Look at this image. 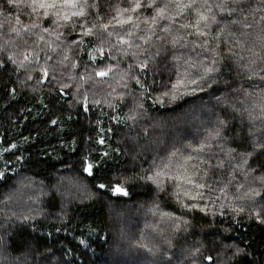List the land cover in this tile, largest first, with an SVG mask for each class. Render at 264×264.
Returning a JSON list of instances; mask_svg holds the SVG:
<instances>
[{
    "label": "trees",
    "instance_id": "obj_1",
    "mask_svg": "<svg viewBox=\"0 0 264 264\" xmlns=\"http://www.w3.org/2000/svg\"><path fill=\"white\" fill-rule=\"evenodd\" d=\"M257 3L253 0V6ZM127 6L128 0H98V14L92 11L86 20L65 26L63 39L50 38L45 32L47 38L40 37L39 41L40 57L24 61L25 67L14 58L16 63L8 60V52L0 51V264H149V259L140 256L148 254L140 244L158 249L159 254L166 252L173 264H190L187 250L193 245L201 248L197 264H209L205 260L208 256L214 264H264V224L248 219L249 202L243 200V195L238 198L229 191V187L237 190V182L248 183L239 174L224 193L219 191L223 186L219 183L215 184L217 193L204 190L201 206L209 195L215 203L207 204V216L202 212L182 214L172 195L180 190L166 177L161 178L165 191L141 178L154 175L155 171H148L152 168L150 162L161 165L173 150H188L189 144L198 147L227 110L229 139L211 141V163L225 161V168L213 169L211 181H226L229 168L225 153L236 148L232 163L239 162V153L245 151V147H237L240 129L243 127L247 135L248 128L247 113L241 119L234 109L259 104L258 89L249 88L246 72L225 69L215 91L186 93L175 100L164 96L177 79V61L171 53L179 57L182 76L185 71L202 72L201 62L207 66L215 55L211 48L217 43L212 40L217 26L211 27V43L202 46L204 38L190 35L191 29L173 25L171 34H163L167 37L164 46L159 39L163 50L149 49L154 53L167 48L168 58L153 59L143 75L139 64L146 53L124 59L117 53L118 43L109 42L115 38L100 28L115 24L110 16L112 9ZM10 8L7 0H0V11L9 12ZM80 23L86 27L96 25L93 34L80 35ZM37 24L50 29V33L54 31L50 18ZM140 34L133 44H141ZM177 35L182 38L173 49L171 40ZM236 35L239 37V33ZM239 38L243 47L233 45L232 37L224 34L237 59L244 57L242 64L252 58L247 48L264 52V32L255 24L250 35ZM144 47L148 49L149 45ZM220 50H225L223 44ZM136 53H141L140 49ZM107 67L112 68L107 76L96 75ZM45 69L48 77L43 74ZM91 79L93 82H89ZM137 79L143 86L136 84ZM98 83L103 91L113 83L109 86L112 90L100 97L106 102L92 92ZM242 88H249L252 95L245 97ZM132 96L136 103L131 101ZM257 113L258 109L254 115ZM260 133L261 124L256 121V135ZM12 144L16 147L11 148ZM249 162L264 166V157H253ZM89 165L91 172L85 171ZM18 178L26 180L27 207L34 210L30 217L19 219L13 212L25 189L23 195L20 191L9 192ZM116 186L128 194L115 193ZM181 193V200L190 202ZM216 194L222 199L228 195L246 211L232 212L233 203L218 202ZM22 211L29 213L26 208ZM147 225L159 227L158 234L162 231L163 237L156 239L152 231L144 229ZM237 248L247 255L233 258L231 253Z\"/></svg>",
    "mask_w": 264,
    "mask_h": 264
},
{
    "label": "snow or ice",
    "instance_id": "obj_2",
    "mask_svg": "<svg viewBox=\"0 0 264 264\" xmlns=\"http://www.w3.org/2000/svg\"><path fill=\"white\" fill-rule=\"evenodd\" d=\"M15 0H7L8 4H14ZM129 6L118 10L116 19L117 24L121 27L125 24H130L133 20V15L137 13L140 9L146 8L154 12L151 15L150 20H145V23H150L153 28L150 31L155 32V26L159 21H167V23L160 28V31L165 34H171L172 26L177 25L178 29H191L190 35L196 37H202L203 45L207 46L211 42L208 39L210 35V30L212 25H216V34L212 37L213 41H216L215 47L211 48V51L215 53L211 63L207 66L203 65V71H197L195 74L185 71L183 76L179 72V57L175 55L173 51L171 53L174 60L177 61V79L171 84V88L163 93L164 96H170L172 100L177 99L179 96L184 94H196L197 91L206 92L208 90H216V86L222 76L225 75V69H239L240 72H246V79L250 82L249 88L258 89L257 99L260 101L259 104L254 103L251 108H243L239 111L241 119L244 117V113H247L248 128L247 135H244L245 129L241 127L240 136L241 142L237 147H245V151L239 153L240 160L238 163L233 164L232 161L236 159L234 153H236V148L230 149L225 153L228 158V179L227 184H223V181H211V176L215 173L213 169H223L225 168V161L220 160L218 163L213 165L211 163L212 155L211 150L213 144L211 141L216 139L218 142L220 140L229 139L228 132L229 122L227 110H223L225 113L224 118H218L213 131L209 133L203 141H201L198 147L192 149L187 155L181 154L180 159H175L177 157V151L171 152L166 161L161 162V165L156 167L161 170L155 171L154 175H147L141 177L142 179H147L156 184L159 191H165L166 189L162 187V177H166L169 182H172L175 189L181 188V182L187 185H192L196 190V194L192 195L190 191L185 190L183 195L188 198L190 202H184L181 200L182 193L180 191H174L172 195L175 197L178 204L182 209V214H187L188 212H202L205 216L208 215L207 204L214 203L213 197L208 196L207 202L201 206V201L205 199L206 189L209 194L216 191L214 184H222L219 191L224 193L225 189L229 185H233L239 174L243 180L248 182V187L244 191L243 196L249 202L247 208L248 219H254L260 224H264V166H254L250 163V159L253 157H264V52L253 51L251 47L247 48L246 51L251 53V57L247 64H242L241 61L244 57H239L237 59L236 52L233 47L229 45L227 39H224V34L228 33L232 37V44L236 46L243 47L241 39L239 37H245L251 34L253 25L260 27L261 32H264V0H258V3L253 6V0H166L164 3H159L158 0H148L145 4L143 0H128ZM25 7L31 8L32 12H35L37 8L44 11V17L49 16L54 17L53 23H58L61 19L75 26L76 21H84L87 16L91 14L92 11H96L98 14V0H31V3L25 5ZM120 11L126 13V17H120ZM190 17V18H189ZM251 17V21L249 19ZM188 19L187 23L183 21ZM17 23H21L17 17ZM38 25L33 24L32 27L35 28ZM79 27L83 29L80 35L91 36L93 34L92 27H86L84 23H80ZM103 29H107L108 25H101ZM12 31L16 32L17 29L13 28ZM43 31L47 32L48 29L45 28ZM239 33V37H237ZM19 34V33H17ZM111 36L112 33H107ZM127 35L131 37L133 33L127 31ZM165 37H158L160 40H166ZM182 37L174 36L171 40L172 48L175 49L176 43ZM147 43L148 37L143 38ZM73 42H76L75 40ZM120 44H127L129 48L133 47V43L130 40H124L120 38ZM224 45L225 50L221 51L220 46ZM136 48H140V45H135ZM209 49L205 47V51ZM142 53H146L144 60L139 64L140 73L143 75L147 74L149 70L150 62L153 59L156 60H166L168 58L169 52L165 48L163 52L156 51L150 53L148 49H142ZM142 53H132L133 56H138ZM127 55V52H125ZM13 63L16 61L13 57H8ZM24 61H29V56L25 55L23 60L20 61L19 66L25 67ZM189 66L192 63L189 61ZM3 66V65H0ZM131 68L132 65H129ZM112 71L111 67H107V70H101L96 72L97 76H107L109 72ZM45 77H48V71L45 69L43 71ZM239 74V73H238ZM31 79V76L28 77ZM231 79V77H229ZM136 84L143 86L139 79L136 80ZM231 87V84L228 85ZM67 87V85H64ZM249 88H242L240 91L243 92L245 97L251 96L252 93L249 92ZM258 113L254 115V113ZM87 110V108L85 109ZM131 119L135 120L136 117L132 116ZM235 119V117H233ZM256 121H260L261 133L259 136L256 135ZM56 123V121H53ZM234 139V138H232ZM103 141H101L102 143ZM11 148H15L16 145H10ZM247 148H251V151H247ZM8 151V149H5ZM175 160V173L170 171H165L173 167V162ZM194 162V163H190ZM203 165V167H201ZM85 171L91 172V165L85 169ZM0 178H3V174H0ZM132 179H136L133 177ZM237 191L244 188L243 183L237 182ZM103 188L104 185H99ZM115 193H122L127 195V191L121 187L116 186L114 188ZM215 199H219L216 197ZM236 212H245V207H239L233 209ZM215 216V213L212 214ZM179 230V229H178ZM171 245V242H169ZM140 248L145 249L148 253L156 255L159 250H154L153 248H146L145 245H138ZM201 254V248L193 245V247L187 250V257L190 264H197V259ZM162 259L153 260L151 264H173L172 257L167 256L166 252L160 253ZM247 253L244 250L237 248L231 253L233 258L246 256ZM163 257H167L166 261ZM205 260L209 264H214L212 257H205Z\"/></svg>",
    "mask_w": 264,
    "mask_h": 264
},
{
    "label": "rangeland",
    "instance_id": "obj_3",
    "mask_svg": "<svg viewBox=\"0 0 264 264\" xmlns=\"http://www.w3.org/2000/svg\"><path fill=\"white\" fill-rule=\"evenodd\" d=\"M92 0H89V3H91ZM143 2L146 4V1L143 0ZM158 2L160 3V0H158ZM31 3V0H15L14 4H10V9L9 12H3L0 11V51L1 52H8L14 59H16L17 61H21L23 60L24 56L27 55L29 56V58L33 57V58H39L40 57V52H41V43L39 41H42V38L40 39V37H45L47 38L45 34V31H43V27L39 24H37V21H44L46 18L44 17V11L42 9L37 8V10L35 12H32L31 8L25 7L26 4ZM128 7V6H127ZM122 8H114L111 11L110 16L113 17H117L118 14V10H121ZM120 17H126V13H123L122 11H120ZM154 12L152 10H148L146 8H142L140 9L137 13L132 14L133 15V20L130 24H125L122 27L120 25L117 24V21H115V24L113 23L111 26H108L107 33L111 32L112 35L110 37H114L116 41H109L110 44H115L118 43L117 46L120 47V49L117 51V53H121L123 58H129L132 56L133 52H136L137 50L140 49L141 53H142V49H145L144 44H148L149 48L148 50H154L159 48L160 50H163V48L161 47L160 44V40L158 39V37H165L163 36V32L160 31V28L163 27L167 21H159L157 22V25L155 26V35L152 36L153 31H150V29L153 28V26L150 23H145V20H150L151 15H153ZM17 17L19 18L21 23H17ZM47 18H50L52 20V24H53V28L54 31L52 33H50V29L47 31L48 35L50 38H58V39H63V30L65 29V26H68L69 23L64 21V20H60L58 23H53V19L54 17L49 16ZM113 19V18H112ZM116 20V19H113ZM36 24L38 25L37 27L33 28L32 25ZM138 27H136V25ZM100 26V25H99ZM15 28L17 29L16 32L12 31V29ZM102 28V27H100ZM124 32L122 33L121 31ZM127 31H131L133 33V35L131 37L129 36H125V33H127ZM142 31V32H140ZM19 33V34H17ZM139 33H142L139 35V37L141 39L148 37V41L147 43L145 42V40H140L141 44H133L132 48H129L127 44H120L119 40L120 38H123L124 40H130L131 42H133V39L136 35H138ZM125 36V37H124ZM109 37V36H108ZM166 44V40H163V46ZM135 45H140V48H136ZM107 46H109V44H107ZM125 52H127V55H125ZM127 62V61H125ZM176 81V80H175ZM174 81V82H175ZM89 82H93V80H89ZM109 86H113V83H109ZM105 89V91L101 90L102 84L98 83L96 85V89H94L92 92L95 95L96 98H98L101 101H104L102 97L105 93H109L112 88L109 87ZM165 87V86H164ZM103 89V87H102ZM81 89H79L78 91H80ZM131 92H129L130 94ZM84 94V93H83ZM82 95V94H80ZM131 95L136 97V94L131 93ZM132 96V102L136 103V100L134 99L135 97ZM106 102V101H104ZM179 138V137H177ZM214 141V139L212 140ZM191 146L188 150H181L180 152H177V157L175 159H180L181 158V154L183 155H187L189 152L192 151L193 148H195V145H190ZM173 151H177V150H173ZM172 151V152H173ZM212 151V150H211ZM170 154V153H169ZM168 154V155H169ZM163 160V159H162ZM155 161V160H153ZM166 161V159H165ZM167 162V161H166ZM190 163H194V162H190ZM150 165L152 168H149L148 171L150 172H154L156 170H161L158 169L156 166L160 165L158 162H150ZM165 171H170L172 173H175L176 168H175V160L173 162V167L171 169L165 170ZM152 172V173H153ZM26 179V178H24ZM224 181V180H223ZM224 182H227L224 181ZM245 187L241 188L239 191L234 190L232 191V189L229 187V191L231 192H235L237 194V197L239 198L240 196L243 195L244 191L247 189L248 187V183H244ZM214 187L216 188V191H214L215 193L218 192L216 185L214 184ZM25 189V194L24 197H20L22 198L19 202H18V208L15 209L14 216L19 219V218H27L30 217L32 214L33 208L27 207V201L25 199V197L28 195V192L26 190V180L23 182L21 178H18L14 188H12L11 190H9V192L11 193H15L16 191H20L24 192ZM180 190V192H184L185 190L190 191V193L192 195L193 191L195 190L192 185H187L184 184L183 182H181V188L178 189ZM225 195V194H224ZM223 195V196H224ZM229 195V193H228ZM228 195L226 197V199H222V196H218V194H216V197H219L218 202H227V203H233V206L231 209H236L238 208L235 205V202L233 200H229L228 199ZM185 199H187L186 201H188V198L186 196H184ZM243 200L248 203V201L243 198ZM215 205V203L213 204ZM26 211L29 212L28 214H23L22 209H25ZM234 213H237L236 211L231 210ZM160 223V221H158V224ZM155 224V223H153ZM159 227L156 226H151V225H147L146 227H144L145 230H150L152 231V235H154V237H156V239H158V237L162 238L163 237V232L160 231L158 234V229ZM149 241H152V239H150ZM157 243L159 244V240H157ZM140 256H144L145 258L149 259V264H151V262L153 260H160V254L159 252H156V255H152L150 253L146 254V255H140ZM143 257V258H144ZM143 263V262H142ZM144 264V263H143Z\"/></svg>",
    "mask_w": 264,
    "mask_h": 264
},
{
    "label": "water",
    "instance_id": "obj_4",
    "mask_svg": "<svg viewBox=\"0 0 264 264\" xmlns=\"http://www.w3.org/2000/svg\"><path fill=\"white\" fill-rule=\"evenodd\" d=\"M86 168H88V166H86Z\"/></svg>",
    "mask_w": 264,
    "mask_h": 264
}]
</instances>
